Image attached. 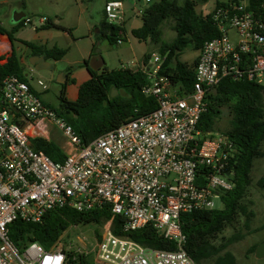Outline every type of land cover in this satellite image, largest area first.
<instances>
[{"label":"built area","instance_id":"1","mask_svg":"<svg viewBox=\"0 0 264 264\" xmlns=\"http://www.w3.org/2000/svg\"><path fill=\"white\" fill-rule=\"evenodd\" d=\"M126 12L125 0H106L109 24L124 25ZM209 14L219 35L199 52L192 90L180 95L161 74L166 56L150 53L137 68L150 80L144 93L157 98V109L88 145L29 82L6 77L0 101V264H68L61 240L50 250L32 242L21 251L9 237L13 221L37 223L63 208L111 211L94 247L97 264H196L184 248L181 215L217 209L214 198L234 188V144L225 134L198 128L205 98L224 79L264 86V0H214ZM23 23L37 30L48 18L39 16L36 26L31 18ZM120 36L117 44L124 42ZM37 84L48 89L41 80ZM53 129L70 148L63 162L31 143L49 139ZM116 216L124 219L121 236L114 233ZM148 226L176 250L147 248L130 237Z\"/></svg>","mask_w":264,"mask_h":264},{"label":"trees","instance_id":"2","mask_svg":"<svg viewBox=\"0 0 264 264\" xmlns=\"http://www.w3.org/2000/svg\"><path fill=\"white\" fill-rule=\"evenodd\" d=\"M208 1L152 0L141 15L142 25L132 30V35L137 40L156 45L159 53L166 56L161 74L178 87L180 95L192 90L198 58L193 65H188L179 61V55L187 49L200 52L207 41L219 35L212 15L197 12V7L207 4ZM167 20H173V29L176 32V37L171 42L163 40L161 30ZM22 27L23 21L18 22L11 31L0 26V34H7L14 41L15 33ZM53 27H56L55 24L48 18V23L43 28ZM120 32L124 34L125 41V23L118 26L109 24L105 19L101 24L100 34L111 44H117L121 37ZM22 43L33 54L44 55L48 60L59 61L67 55V50L58 47L47 48L30 42ZM149 58L150 53L144 56L145 63ZM84 64L90 78L80 86L78 98L70 101L66 96L65 86L62 85L59 106H51L73 127L84 145L128 121L148 116L157 109V98L144 93L150 80L141 69L128 66L110 69L98 43L93 44ZM71 69L73 67L68 68L67 72ZM9 75H16L29 82L15 52L6 62L0 63V101L4 80ZM205 101L207 109L198 125L204 133L216 132V124L225 107L231 111L230 126L223 133L234 144V151L230 156L234 188L222 195V208L181 215V228L187 239L184 248L196 264H237L235 255L228 250L235 238L226 241L223 234L228 229H234L241 219L245 218L247 222L252 217L246 200L253 182L254 163L264 157V86L249 81L224 79L210 90ZM31 143L36 150L43 151L54 162H63L67 157L66 152L50 139L32 138ZM257 184L264 191V174ZM111 216V211L107 209L90 212H78L70 208L53 209L37 223L22 219L13 221L9 225V237L21 251L32 242L50 250L70 227L89 224L102 226ZM123 224L124 219L121 216L114 218L116 235H123ZM96 235L99 239V230ZM129 235L147 248L176 250L174 242L165 239L150 226ZM256 247L251 250L253 253ZM67 255L68 264H97L92 255L79 254L74 250L67 252Z\"/></svg>","mask_w":264,"mask_h":264},{"label":"rangeland","instance_id":"3","mask_svg":"<svg viewBox=\"0 0 264 264\" xmlns=\"http://www.w3.org/2000/svg\"><path fill=\"white\" fill-rule=\"evenodd\" d=\"M105 2V0H0V23L7 30L13 28V18L19 11L31 18L35 26L39 17L38 13H43L40 16L50 17L56 26L47 30L50 35L43 44L47 48L65 49L67 55L56 63L55 69L52 71L43 70L36 71L35 74L28 73L32 83L41 80L48 86L49 91L42 94L41 98L52 107L59 106L62 85L57 82L58 78L70 65L74 66L77 61L88 57L86 53L91 49L93 42L99 44L106 63L112 70L129 65L134 67L133 65L142 60L146 54L159 53L156 45L140 42L132 35V29L142 25L140 10L144 11L149 3L144 0H135L136 8L126 12V40L122 44H111L100 34L101 24L105 20ZM213 5L214 0H209L207 4L197 7V12L207 15ZM173 26V20L163 23L161 30L164 41L171 42L176 37ZM31 28V25H26L19 29V33L15 34L14 41L18 42L21 39L30 41L35 34ZM198 57V51L187 49L179 55V61L193 65ZM231 119V111L225 107L222 116L218 119L215 131L224 134L223 132L230 126ZM49 139L58 144L65 152L70 151L67 140L58 130L53 129ZM263 174L264 157L255 161L252 170L253 182L246 200L252 217L247 222L245 218L241 219L234 229H228L223 234L226 241L229 238H235L228 250L235 255L237 264H264V257L258 259L251 251L253 247L264 244V191L257 184ZM214 203L217 209L223 207L219 196L214 198ZM102 229V226L94 224L70 227L61 239L62 247L67 252L74 250L79 254L92 255L93 259L97 260L94 253V247L98 240L96 231L99 230L101 233Z\"/></svg>","mask_w":264,"mask_h":264},{"label":"crops","instance_id":"4","mask_svg":"<svg viewBox=\"0 0 264 264\" xmlns=\"http://www.w3.org/2000/svg\"><path fill=\"white\" fill-rule=\"evenodd\" d=\"M125 1H127V6L129 8L128 10L136 8L137 3L135 2V0H125ZM38 14H39V16L43 15V13H38ZM25 18H28V17H24L20 21H23ZM47 18H50V17H47ZM125 20H126V18H125ZM126 22H127V20L125 21V29H126ZM16 24L17 23H13L12 27L14 28ZM23 25H24V23H23ZM0 26L3 29H5L6 31H11L13 29V28H11L10 30H7L2 25V23H0ZM25 26L26 25H24V27ZM24 27H22V28H24ZM43 27H41L37 30H34L33 27L31 28L32 31L35 32V34L30 41H22V39H21V41L15 42V41H12L8 37L7 34H0V63L6 62L7 58H9L12 55V53L15 52L17 54L19 60H20V63L22 65L23 69H24V74L26 75L30 85L32 86L34 91L39 95L40 98H41L42 94L49 91V88L47 90H44L42 87L38 86L37 82L32 83L30 81V79H29L30 76L28 75V73L29 74H35L36 71H43V70H37L35 66L31 65L30 60L33 59L32 57L35 54H33L31 49L28 48L27 46H25L22 42H30V43L36 44L38 46H44L43 42L50 34L47 33L48 32L47 30H49V29H44ZM17 33H19V30L15 34H17ZM126 38H127V31H126ZM93 44H95V43L93 42ZM91 49H92V47H91ZM91 49L89 51H87V53H86V54H88V57L90 55ZM88 57H86V58L84 57V59H82V61H77L74 64V66L70 65V67H73V69H71V71L69 73L67 72L68 69H66V71H64V74H62V76H60L57 80V82L60 85L65 86L66 96L70 101H75L78 98V92H79L80 86L90 78V74H89V72H88V70L84 64V61ZM46 60L48 62H50L51 64H53V66H54L52 69H50L51 71L55 69L56 63H58L60 61V60L59 61H53V60H48V59H46ZM143 64H145L144 57L142 60L138 61L136 63V65H133L134 67H131V68L136 69L137 67H141ZM42 101L44 103L50 105L44 99H42Z\"/></svg>","mask_w":264,"mask_h":264},{"label":"water","instance_id":"5","mask_svg":"<svg viewBox=\"0 0 264 264\" xmlns=\"http://www.w3.org/2000/svg\"><path fill=\"white\" fill-rule=\"evenodd\" d=\"M126 10H128L127 1H125ZM26 17L23 12L15 13L13 18V23H18L22 18ZM30 60L31 65L35 66L37 70H50L54 66L50 62H48L44 55L36 54ZM255 255L258 259L264 257V244L258 246L255 250Z\"/></svg>","mask_w":264,"mask_h":264}]
</instances>
